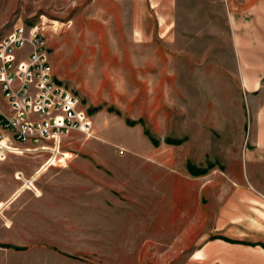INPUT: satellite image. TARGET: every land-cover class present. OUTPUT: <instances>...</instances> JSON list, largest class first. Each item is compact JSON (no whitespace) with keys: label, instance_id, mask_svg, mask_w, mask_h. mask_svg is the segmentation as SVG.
I'll list each match as a JSON object with an SVG mask.
<instances>
[{"label":"rangeland","instance_id":"1","mask_svg":"<svg viewBox=\"0 0 264 264\" xmlns=\"http://www.w3.org/2000/svg\"><path fill=\"white\" fill-rule=\"evenodd\" d=\"M241 3L0 0V37L21 22L38 24L53 76L80 99L94 123L91 135L69 129L60 134L58 145L55 139L46 141L50 150L16 155L34 146L15 143L20 148L13 162L15 184L7 172L0 177V264L189 260L192 251L167 250L172 239L165 232L157 245L155 201L161 197L165 208L181 205L179 196L187 194L206 201L226 190V180L240 177L234 154L214 152V128L213 152L198 161L189 151L188 132L205 116L219 118L213 111L239 87L233 14ZM99 118L114 124L113 135L101 133ZM141 126L145 137L138 142L146 140L155 152L146 161L120 159L119 151L131 147L125 129ZM57 150L60 154L54 155ZM13 187L15 201H6L2 194ZM163 215L164 222H171L170 211ZM216 215L213 211V220ZM202 229L208 230L206 225ZM198 247L197 264H222V254L229 252L218 248L211 261L204 256V243ZM259 255L264 264V252Z\"/></svg>","mask_w":264,"mask_h":264},{"label":"crops","instance_id":"2","mask_svg":"<svg viewBox=\"0 0 264 264\" xmlns=\"http://www.w3.org/2000/svg\"><path fill=\"white\" fill-rule=\"evenodd\" d=\"M241 4V8L233 14V25L236 29L235 50L238 61L236 76L239 87L232 90L230 96L225 97L224 106L213 111L214 115L220 114L219 118L210 120L205 116L203 122H197L200 125L193 132L192 129L188 132V141L192 145L189 151L191 155L196 156L195 160L198 161L201 155L206 157L213 152L212 128H214L218 133V142H216L214 152L217 149L218 153L232 156L234 154L232 163H234V169L240 172V177L223 182L226 190L219 196H209L206 201L202 196L190 194L179 196L181 205L171 208H165L161 197L159 201H155L154 232L157 245L164 242L162 236L165 232L166 237L170 236L169 238L172 239L167 241V244L172 243L167 248L168 251L181 249L187 252L192 251L188 261L175 264H197L193 260L201 259L197 257L201 255L198 245L203 243L206 247L204 256L206 258L209 255L211 261L218 254V248H226L229 252L224 253L225 255L221 253L223 255L222 264H261L259 254L261 250L264 252V1L254 3L252 0H242ZM31 48V45L27 43L18 50V58L27 59ZM0 110L10 113V107L1 89ZM2 115L0 113V116ZM102 120L104 119L96 120L101 123V133L113 135L116 129L114 124ZM118 126L123 128L119 124ZM128 129L125 130L131 147L129 152L119 156L120 159L144 160V157L153 155L154 148L147 146L146 140L138 142V139L145 137L142 126L136 128L135 131ZM220 138L221 142L218 140ZM131 142L136 146L132 147ZM19 145L26 146V144ZM97 152L99 156L96 159L99 160L101 153L99 150ZM107 154L112 156L114 152ZM114 157L112 160L115 159ZM14 161L15 152H8L6 158L0 160V177H3L4 172L9 173L13 184H15ZM95 175L98 174L95 173ZM200 176L204 175L200 174ZM14 188L7 192L4 190L5 193L2 196L6 201H15ZM172 199L171 202L176 203L174 196ZM186 202H194L195 205L191 206ZM215 203H219V206L214 205ZM165 211L173 214L171 222H164L163 213ZM213 211L219 212L214 220ZM176 214H179L177 220L175 219ZM193 214L197 217L189 218ZM13 215L15 227V214ZM164 225L166 226L165 231ZM205 225L208 230L202 229ZM196 228L199 230H194ZM157 249L164 250L161 247Z\"/></svg>","mask_w":264,"mask_h":264},{"label":"built area","instance_id":"3","mask_svg":"<svg viewBox=\"0 0 264 264\" xmlns=\"http://www.w3.org/2000/svg\"><path fill=\"white\" fill-rule=\"evenodd\" d=\"M45 39L38 24L23 22L0 38V89L10 107V113L0 110V160L20 149L16 142L34 146L20 149V153L42 152L50 150L48 140L55 139L58 145L66 130L92 134L93 122L80 108V99L53 76ZM27 43L32 47L30 54L19 59L18 50ZM119 153L123 155L125 150Z\"/></svg>","mask_w":264,"mask_h":264},{"label":"trees","instance_id":"4","mask_svg":"<svg viewBox=\"0 0 264 264\" xmlns=\"http://www.w3.org/2000/svg\"><path fill=\"white\" fill-rule=\"evenodd\" d=\"M205 171H206V170H202V171H201V174H203V172H205Z\"/></svg>","mask_w":264,"mask_h":264}]
</instances>
